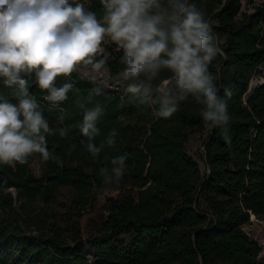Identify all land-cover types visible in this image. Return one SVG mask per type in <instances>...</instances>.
Masks as SVG:
<instances>
[{"label":"trees","instance_id":"obj_1","mask_svg":"<svg viewBox=\"0 0 264 264\" xmlns=\"http://www.w3.org/2000/svg\"><path fill=\"white\" fill-rule=\"evenodd\" d=\"M78 1L103 19L100 0ZM190 2L204 12L223 51L210 71L221 76L219 94L231 117L230 142L222 138L221 127L207 126L200 115L202 106L191 98L169 118L154 115L159 104L129 99L132 94L126 89L131 81L118 76L124 67L123 51L115 43L105 45L108 61L103 68L116 89H103L96 80L74 72L68 100L52 105L44 99L47 93L38 87L35 75L24 77L50 126L58 127L57 118L64 115L59 126L68 129V136L47 138L56 159L44 161L33 153L25 164L0 163V264H90L88 252L94 253L93 264H263L257 257L259 246L243 224L250 212L264 219V79L250 85L264 65V3L243 11L242 0ZM171 75L164 70L155 83ZM65 82V77H58L56 86ZM119 85L125 90L119 91ZM96 86L103 94L88 105L103 106L95 143L105 141L112 129L118 135L115 144L105 143L94 159L80 132L83 113L76 101ZM0 95L18 104L2 79ZM194 132L206 133L203 171L186 148ZM120 156L127 157L123 179L113 184L120 192L108 197L107 213L96 231L85 239L79 221L69 213L61 226L52 207L58 188L70 186L73 206H85L95 187L107 186L100 169L110 168L111 160ZM35 158L41 159L38 174L31 167Z\"/></svg>","mask_w":264,"mask_h":264},{"label":"clouds","instance_id":"obj_2","mask_svg":"<svg viewBox=\"0 0 264 264\" xmlns=\"http://www.w3.org/2000/svg\"><path fill=\"white\" fill-rule=\"evenodd\" d=\"M104 9L103 23L94 12L86 11L76 0H0V79L12 90L18 104L0 95V163L25 164L33 153L44 161L56 159L48 150L47 138L68 136V129L50 126L43 108L28 91V80L35 75L38 87L52 105L68 100L73 88L71 76L91 66L99 72L107 63L101 47L110 38L123 55L124 66L119 78L131 81L126 91L129 99L138 97L140 104H159L156 117L169 118L189 98L201 105L200 115L210 128L221 127L222 138L230 142V115L226 99L220 96L219 71H210L212 61L223 55L212 24L204 12L190 0H100ZM101 59L97 60V57ZM172 75L162 81L160 74ZM65 77L56 86L58 77ZM95 82L96 77L93 76ZM155 93V96H153ZM103 94L96 86L76 105L83 113L80 132L87 137L89 154L98 158L104 148L115 144L118 135L112 129L99 145L96 122L103 106L93 97ZM225 95H228L225 89ZM63 113V109H61ZM83 142V141H82ZM75 148V145H72ZM126 156L111 160L100 174L104 185H118L126 173Z\"/></svg>","mask_w":264,"mask_h":264},{"label":"rangeland","instance_id":"obj_3","mask_svg":"<svg viewBox=\"0 0 264 264\" xmlns=\"http://www.w3.org/2000/svg\"><path fill=\"white\" fill-rule=\"evenodd\" d=\"M79 3L78 0H76ZM264 3V0H242L241 9L243 11H251L253 8L259 4ZM85 8V7H84ZM86 10V9H85ZM103 23V19L100 20ZM110 38L105 37V41L102 43L101 47L104 49V53L107 52L105 45L113 44ZM116 45V44H115ZM117 46V45H116ZM118 47V46H117ZM79 76L91 79L93 76L96 77L97 83L103 89H116L117 84L113 82L105 68H102L99 72L93 71L91 66L81 68L76 72ZM264 79V65H261L259 71L251 78L250 85H254L261 82ZM119 91H124L125 86L119 85ZM206 136L205 132H194L191 133L186 141V148L189 154H191L198 162L200 169L203 171L205 169V163L202 159L203 152V140ZM31 167L34 173L38 174L40 172V164L34 159L31 162ZM15 193V189L11 190ZM120 189L115 185H107L101 187H95L90 194L89 202L82 207L73 206L72 199L75 195L73 189L68 185H61L58 188L57 198L55 202L52 203L53 209L58 215V220L61 226L65 223L64 216L66 213L73 215L72 220H78L80 223V235L87 239L91 233H94L107 213L108 207V197L111 195L119 194ZM42 203H37V206H41ZM244 230L249 235L250 239L254 241L259 246L258 260L264 264V219L257 217L250 218L247 222L243 224ZM33 233L36 229L31 228ZM18 252L15 251L13 256ZM95 256L92 258L94 259ZM90 264H93L90 262Z\"/></svg>","mask_w":264,"mask_h":264},{"label":"built area","instance_id":"obj_4","mask_svg":"<svg viewBox=\"0 0 264 264\" xmlns=\"http://www.w3.org/2000/svg\"><path fill=\"white\" fill-rule=\"evenodd\" d=\"M38 162H39V164H40V161H41V159H39V158H35ZM11 188H9V190H10ZM94 257V253H92V252H88V259H89V261L90 262H92V258Z\"/></svg>","mask_w":264,"mask_h":264},{"label":"bare ground","instance_id":"obj_5","mask_svg":"<svg viewBox=\"0 0 264 264\" xmlns=\"http://www.w3.org/2000/svg\"><path fill=\"white\" fill-rule=\"evenodd\" d=\"M164 80H166V79H164ZM250 218H256V215L253 212H250Z\"/></svg>","mask_w":264,"mask_h":264},{"label":"water","instance_id":"obj_6","mask_svg":"<svg viewBox=\"0 0 264 264\" xmlns=\"http://www.w3.org/2000/svg\"><path fill=\"white\" fill-rule=\"evenodd\" d=\"M7 190H9V188Z\"/></svg>","mask_w":264,"mask_h":264}]
</instances>
